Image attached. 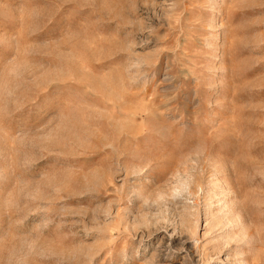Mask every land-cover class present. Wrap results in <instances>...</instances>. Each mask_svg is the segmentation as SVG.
Segmentation results:
<instances>
[{"label":"rangeland","instance_id":"1","mask_svg":"<svg viewBox=\"0 0 264 264\" xmlns=\"http://www.w3.org/2000/svg\"><path fill=\"white\" fill-rule=\"evenodd\" d=\"M264 264V0H0V264Z\"/></svg>","mask_w":264,"mask_h":264},{"label":"bare ground","instance_id":"2","mask_svg":"<svg viewBox=\"0 0 264 264\" xmlns=\"http://www.w3.org/2000/svg\"><path fill=\"white\" fill-rule=\"evenodd\" d=\"M190 242L185 241L183 244H188L186 247H183V260L185 262V264H188V262L192 263L195 259L196 255V250L195 248H193L191 245H189ZM196 264V263H195Z\"/></svg>","mask_w":264,"mask_h":264}]
</instances>
